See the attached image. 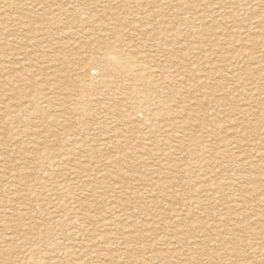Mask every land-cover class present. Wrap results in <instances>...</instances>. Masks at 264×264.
Instances as JSON below:
<instances>
[{
    "label": "rangeland",
    "instance_id": "1",
    "mask_svg": "<svg viewBox=\"0 0 264 264\" xmlns=\"http://www.w3.org/2000/svg\"><path fill=\"white\" fill-rule=\"evenodd\" d=\"M193 1L190 15H195V10L199 15L210 14L212 7L219 4ZM40 2L37 8L51 5L47 0H0V34L12 32L10 40L20 42L32 37L31 24L44 23L45 28L53 29L47 26L52 14L43 17L44 21L33 16ZM234 25L243 27L241 22L221 28L219 25L211 41L206 42L204 32L189 39L201 43L204 50L215 46L227 59L220 64L217 56H196L197 60L189 61L184 68L194 72L192 78L202 80L207 72L225 65L243 69L248 63L253 68H264V58L258 60V52L233 58V53L248 46V39L261 38L253 31V37L239 36L240 31L233 32ZM53 44L59 48L58 40ZM12 45L15 44L0 40V264H264V85L262 93L255 85L219 82L217 74L211 82L221 83L222 93L197 87L192 101H171L175 118L172 124H182L178 134L197 132V137L183 147L175 140H165L155 128L144 129L141 124L121 127L116 123L121 121L119 116H109L104 124L85 129L72 124L74 120H86L80 112H67L65 118H70L71 123L55 110L43 114L25 112L32 105L46 109L60 93H78L83 79L72 74L67 80H51L56 85L51 90L47 89L48 80H44L47 85L31 87L32 78L53 69L48 49L32 50L21 62L14 56L17 49L9 47ZM37 59L41 64L34 68ZM63 72L70 74L71 68L66 65ZM236 75L245 78L243 70ZM262 81L264 76L259 83ZM187 87L182 84L178 89L187 92ZM183 115L194 116L197 126L189 128ZM113 126L115 135H105ZM75 127H79L78 133L82 131L83 138H91L92 154H83L79 141H67V134ZM255 165L263 166L262 180L258 178L253 184L243 181L242 177ZM89 204L96 207L89 209Z\"/></svg>",
    "mask_w": 264,
    "mask_h": 264
},
{
    "label": "bare ground",
    "instance_id": "2",
    "mask_svg": "<svg viewBox=\"0 0 264 264\" xmlns=\"http://www.w3.org/2000/svg\"><path fill=\"white\" fill-rule=\"evenodd\" d=\"M47 1H49V3L51 4L50 7L49 8L46 7L45 9L37 8L41 5L42 2L41 1L36 6V9L35 10L33 9L34 10L33 16L35 18H41L40 21L41 20L44 21L46 18L43 19V17L52 14L51 16L53 17L48 18L47 20L48 21L47 26L50 27L54 26L53 29L45 28L44 23L38 25L31 24L32 37L30 39H26L20 42L17 41L18 39L15 41H11L10 38L13 34L12 32L8 31L6 32V34L3 32L4 35H2L3 33L0 34L3 36L0 37V40L9 42L10 44L11 43L15 44L9 47H13L17 49L14 50L15 51L14 56L21 62L26 61V59L24 58L30 56V51L32 50L41 49V48L44 49V47L48 49L46 53H48L50 58H52L48 62H51L53 69L51 71H47V73L45 74L40 73V75L36 76L35 78H32L31 84L29 83L31 87L47 85L48 83L44 82V80H48L49 84L47 85L48 86L47 89L51 90L54 86H56L55 84H51L52 83L51 80H55L56 78L57 80L58 78L67 80L70 75L76 74L77 76H80L83 79V84H82L83 88L81 91L74 94L71 93L64 95L63 93H60V96L54 99L53 101H51L46 109H42L39 106L32 105L29 108H25L24 110L25 112L43 114V113H49L48 110L49 111L55 110L56 114H58V112L62 113L59 116L62 117L65 120V122H70V123L72 122V120L70 118H65L67 112L68 111L80 112L82 116H85L86 120L84 122L74 120L72 124H76L80 128L86 127L85 129H88L94 125L100 126L101 124H104L105 119L108 118L109 116L112 119L115 116H119L118 120L120 118L121 121H116V123L118 122V125H120L121 127L126 126L128 128H131L130 126L134 127V125L136 124L138 125L141 124L140 126L143 127L144 129L155 128L161 134V137H163L165 140L167 141L175 140L176 142L183 145V147L184 146L186 147L192 142V138L195 139L197 137V135H195L197 132L195 134L191 133L190 134L191 136L187 134L185 131H183L184 134L182 135L178 134L179 129L177 130V128L182 129V124L181 126L177 125L178 123L172 124L175 118L174 119L172 118L173 107L171 105L172 104L171 101H173L174 103L176 102L178 104L180 103L184 104V100H187V98H189V100L192 101L196 97L195 93L197 92L198 89L197 87L207 88L208 90L216 91L219 94L222 93L223 92L222 84L217 82L215 83L211 82V80H213V77H216L217 74H219V82L222 81L228 83L242 82V84L245 85L248 84L255 85L256 90L263 93L264 82L263 81L261 83L259 82L263 80L264 68H253L250 67V65H247L248 63L246 64L244 63L245 65L243 69L242 67L240 69H236V67H233L232 65H225L223 66V68H221L220 66V69H217L215 72H207L202 80H197V78H192L194 72L192 70L191 71L189 70L190 72H188L184 68L187 65V63H189V61L194 60L196 56H198V58L201 59L206 58V56L208 58L217 56V58L219 59L218 63L220 64L226 63L227 59L223 55L218 53V51L215 49V46H211L210 49L204 50V46L201 43L195 44L189 39L193 38L197 33L200 34L204 32L206 33L204 35L208 36L206 37L207 38L206 42L211 41L212 37L215 36V31L218 28L217 26L220 25L219 27L221 28L222 25L235 24L239 22L243 23V27H241L240 29L238 26L236 27L234 25L233 32H236L235 30L237 29V31H240L239 36L246 37L247 39L253 37L251 35L253 31L257 34V36L261 35V38L259 41L248 39L247 40L248 46H244L245 49L243 48V50L240 52L233 53L232 55H235L233 58L239 59L241 58L240 56H244L246 54L252 55L255 52H258L260 56L258 55L259 57L257 59L263 60L264 0H234V1L232 0L233 2L232 1L227 2L225 0H202V2H214V3H216L215 1H219L218 2L219 4L216 3V6L212 7L213 8L212 13L210 14L202 13L201 15L197 13V10H195V15L194 14L190 15L189 12L192 9L194 10L192 6L195 5V1L193 0L192 1L190 0L189 2L187 0H119V2L115 0H47ZM192 2H194V5L192 4ZM19 4L20 2L15 4V6L18 7ZM233 5H235L236 7H233ZM0 13L3 14V12ZM166 17H169V19L165 20ZM217 18L219 19L216 20ZM255 20H258V22H256L258 24H256V26H252ZM17 21L20 22V24L23 23L20 18H17ZM220 21H226V23L225 22L221 23ZM59 25H63V27H60ZM209 36L211 37L209 38ZM55 40L59 41V46H58L59 48L53 47V45L55 44V43L53 44V42ZM206 42L204 44H206ZM227 44L228 43H226V45ZM222 57L225 59H223ZM35 61H36L35 62L36 66L34 68L36 67L39 68L41 62L38 59ZM232 64H234L233 61ZM66 65H68V67L71 68L70 74L67 75H65L63 72V69ZM186 68L188 69L189 67ZM240 70L244 71L245 78L240 79L236 75L237 71ZM42 82L45 84H42ZM189 83L192 84L189 85ZM196 83H198V85ZM182 84L188 86L187 92L180 91L181 89H178L181 88ZM172 86L177 87V89H171ZM234 91H236V89H234ZM93 96L94 98H91ZM248 96H250V94ZM62 100H64V103H57V101L62 102ZM88 100H90L92 104H89L87 102ZM29 109L31 110L29 111ZM105 113L107 115H105ZM89 116H91L93 120L89 119ZM180 117L177 118L179 119ZM193 117L194 116L183 118V122L185 118L186 121H189V128L197 126L196 123L197 120ZM86 121L89 123H86ZM79 127L77 128L75 127L76 130H72L70 131L71 133L67 134L66 136L67 141L69 140H73L74 142L79 141L81 148V149L79 148L80 151L82 150L83 154L84 153L92 154V152H94V149L90 144L91 138L89 139L83 138L81 134L82 131L78 133ZM183 130H185V128H183ZM146 133L147 132H145V134ZM52 134L53 136H55L54 133ZM52 134H50V136H52ZM105 135H109V136L115 135V127L113 126L109 130H107ZM136 135L137 132L135 136ZM209 141L208 143H211ZM246 141H248V143L250 142L248 139ZM131 147L132 146H130V148ZM134 148L135 147H133V149ZM260 155L263 158V153H261ZM149 157L152 158L151 156ZM44 158L48 159V157L46 158V155L44 156ZM262 168H263L262 165L259 166L255 165L254 167H252V169H250V172L246 174V176L242 177V180L253 184V181H256L258 180V178L261 179V177H263ZM178 172L184 173L185 171L179 170ZM212 176H214V174ZM165 186L166 185H164L163 188ZM130 189H132V187ZM112 195H114V193ZM148 197H146V199ZM197 200L199 199H195V201ZM95 207L96 205L93 206L92 204L91 205L89 204L88 206L89 209L90 208L93 209ZM259 216L257 217L258 219H260L261 217ZM8 218L10 219L12 217H8ZM9 222L12 223V219L11 221L9 220ZM79 222H81V220ZM105 224L109 225L108 222H105ZM200 228L203 229V226H200ZM107 242L108 241H105V244ZM132 251H133L132 249H129L128 252H130V255L133 254ZM82 261L84 260L82 259Z\"/></svg>",
    "mask_w": 264,
    "mask_h": 264
}]
</instances>
